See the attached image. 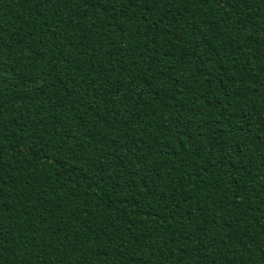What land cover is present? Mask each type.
Masks as SVG:
<instances>
[{
  "label": "trees",
  "instance_id": "obj_1",
  "mask_svg": "<svg viewBox=\"0 0 264 264\" xmlns=\"http://www.w3.org/2000/svg\"><path fill=\"white\" fill-rule=\"evenodd\" d=\"M0 264H264V0H0Z\"/></svg>",
  "mask_w": 264,
  "mask_h": 264
}]
</instances>
